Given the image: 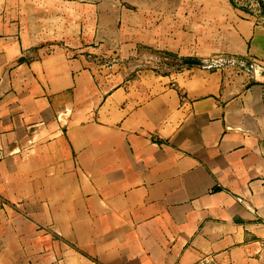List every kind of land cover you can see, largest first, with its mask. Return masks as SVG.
Wrapping results in <instances>:
<instances>
[{
	"label": "crops",
	"instance_id": "obj_1",
	"mask_svg": "<svg viewBox=\"0 0 264 264\" xmlns=\"http://www.w3.org/2000/svg\"><path fill=\"white\" fill-rule=\"evenodd\" d=\"M221 14L174 50L264 63V25ZM94 20L0 3V264H264V75L191 63L102 90L87 48L115 33Z\"/></svg>",
	"mask_w": 264,
	"mask_h": 264
},
{
	"label": "rangeland",
	"instance_id": "obj_2",
	"mask_svg": "<svg viewBox=\"0 0 264 264\" xmlns=\"http://www.w3.org/2000/svg\"><path fill=\"white\" fill-rule=\"evenodd\" d=\"M5 0H0L4 3ZM85 3L88 22H100L103 35L115 33L112 42H103L96 50L87 48L91 71L102 90L145 77H170L188 64L203 70H225L233 74L264 75V63L228 51L183 55L174 50L175 31L188 30L190 19L198 23L204 36L209 22L219 21L221 12L241 11V16L264 25V0H75ZM99 17H101L99 19ZM161 28V44H148L143 27ZM89 30V28H87ZM210 41L202 38L199 45ZM89 46V45H87Z\"/></svg>",
	"mask_w": 264,
	"mask_h": 264
},
{
	"label": "trees",
	"instance_id": "obj_3",
	"mask_svg": "<svg viewBox=\"0 0 264 264\" xmlns=\"http://www.w3.org/2000/svg\"><path fill=\"white\" fill-rule=\"evenodd\" d=\"M230 1H231L232 4H234V5L236 4L234 0H230Z\"/></svg>",
	"mask_w": 264,
	"mask_h": 264
}]
</instances>
